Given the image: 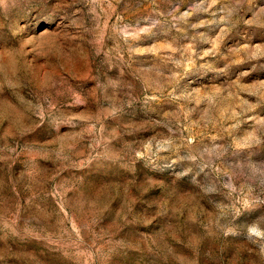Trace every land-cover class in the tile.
Listing matches in <instances>:
<instances>
[{"label":"rangeland","instance_id":"obj_1","mask_svg":"<svg viewBox=\"0 0 264 264\" xmlns=\"http://www.w3.org/2000/svg\"><path fill=\"white\" fill-rule=\"evenodd\" d=\"M0 264H264V0H0Z\"/></svg>","mask_w":264,"mask_h":264}]
</instances>
